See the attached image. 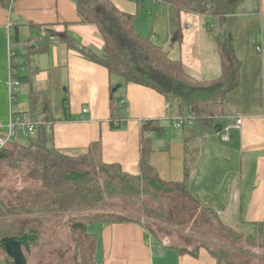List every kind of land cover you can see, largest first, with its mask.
I'll return each instance as SVG.
<instances>
[{"label":"crops","instance_id":"0c3cea01","mask_svg":"<svg viewBox=\"0 0 264 264\" xmlns=\"http://www.w3.org/2000/svg\"><path fill=\"white\" fill-rule=\"evenodd\" d=\"M113 3L135 19L136 16L143 18L133 0H113ZM155 5L150 31L154 43L168 51L172 59H180L194 78L217 79L214 76L220 73L208 71L210 65L218 68L221 64L216 44L214 42V47L210 48L207 41H203L205 31L213 35L214 40L216 29L212 20L179 13L168 5ZM77 6V0L0 1V80L9 77L11 67L15 71L14 78L19 81L23 77L14 99L0 83L1 133L8 132L12 116L31 122L46 116L52 127L42 129L50 132L58 151L85 154L93 142L101 141L105 163L118 164L125 173L138 176L143 126L147 121H160L165 134L155 136L151 154V164L160 179L169 184L186 182L187 192L198 203L227 226L225 219H234L240 234H244V227H249L255 231V238L257 225L263 226L264 231V0H259L256 12L231 15L225 20L224 28L233 34L235 52L241 61L240 84L227 95L217 129L211 133L203 129L188 148L183 129L175 135L166 128L168 122L172 125L171 119L181 116L175 105L151 88L136 84L123 86L118 77L109 75L107 68L65 47L66 33L81 46L93 50L95 55H104L97 29L81 23ZM149 14L153 17L152 11ZM137 25L136 32L147 36ZM179 31L182 40L175 43L173 36ZM197 38L200 43L196 48ZM209 49H213V58L207 56ZM117 85L121 88L116 97L127 104L128 120L122 129L112 130L110 98ZM22 86H28L27 92L19 93ZM37 88L42 89L39 92L43 94L37 96ZM38 97L47 106L45 113L33 106V99ZM84 108L89 109L85 115L82 114ZM240 118L242 124L237 128ZM226 130L228 142L223 139ZM39 132L21 147L36 141ZM64 218L57 222L64 224ZM50 222L32 224L37 239L43 229L50 226L44 224ZM88 232L98 236L97 264H217L208 244L200 245L197 250L173 246L167 243V237L153 238L140 222L91 223ZM14 233L13 230L11 234ZM34 245L32 243L31 248ZM2 249L0 244V264L5 261L1 255H6ZM6 257L5 262L13 264Z\"/></svg>","mask_w":264,"mask_h":264},{"label":"trees","instance_id":"16d2710c","mask_svg":"<svg viewBox=\"0 0 264 264\" xmlns=\"http://www.w3.org/2000/svg\"><path fill=\"white\" fill-rule=\"evenodd\" d=\"M0 1L11 3L12 0ZM133 1L139 10L144 8L145 0ZM152 1L171 6L179 13L212 20L211 24L216 29L214 41L221 60L217 79L201 81L194 78L180 59H172L168 51L154 43L152 32L147 36L137 33L135 16L120 11L113 0H77L81 23L94 26L103 41L102 57L81 46L66 33L63 43L69 50H77L88 60L107 68L109 75L118 77L123 86L136 84L151 88L175 105L181 117L193 118L192 125L182 131L188 148L203 129L210 133L215 130L223 114L227 95L240 84L241 61L235 52L233 34L224 28L225 20L231 15L256 12L259 0ZM181 40L179 31L174 34L173 42ZM19 81H23V77ZM116 96L117 93L111 91L112 130L122 129L128 120L127 104ZM160 123L151 120L143 126L138 176L125 173L118 164L105 163L101 141L93 142L85 154H65L56 149L52 135L44 129L39 132L36 141L9 150L7 158L0 160V174L13 171L19 177L15 186L6 187L2 185L0 175V218L10 220L9 225L18 229L17 233L9 236L28 234L31 244H36L37 234H34L32 224L67 216L72 239L76 243V264H97L95 252L98 236L88 232V224L138 222L125 216L122 210H116L117 204L114 203L115 198L133 197V193H136L138 196L145 194L158 206L167 198L183 197L194 205L196 211L199 209L203 213V220L195 223L194 228L216 220L223 231L244 238L218 219L215 213L198 203L187 192L186 182L169 184L160 179L151 164L153 141L165 134V127ZM160 211L157 215L150 213H154L153 218H156L162 213ZM257 227L253 241L264 244L263 226ZM146 228L155 239L160 238L158 235L163 232V229L156 231L152 225ZM217 264L222 263L217 261Z\"/></svg>","mask_w":264,"mask_h":264},{"label":"rangeland","instance_id":"374dc122","mask_svg":"<svg viewBox=\"0 0 264 264\" xmlns=\"http://www.w3.org/2000/svg\"><path fill=\"white\" fill-rule=\"evenodd\" d=\"M155 6L154 1L145 0L144 8L139 11L143 18H137L136 16L134 25L138 23L137 26L142 27L145 35H148L152 30V24L155 19ZM149 11L153 12V17L150 16ZM138 30L141 31L140 28H138ZM212 36L213 35H210L209 32L205 31L206 38L203 37V41H207L210 48L214 47L213 43L215 42ZM195 42H197V48L200 39H195ZM176 53L177 51H175V53L173 52L172 56L174 57ZM207 56L213 58V49L207 51ZM208 71L209 73H214L215 71L220 73V67L218 66V68H216L210 65ZM219 76V74H216L214 77L218 78ZM200 80L204 81V79ZM37 89V96L43 94V92H39L42 91V89ZM21 90L27 92L28 86H22L19 93ZM43 101L44 100L40 97L36 100L33 99V106H35L37 111L42 110L45 113L47 106ZM166 128L175 133V135L180 134V131L174 129L169 122ZM10 148H14V144H12ZM0 175L1 183L6 187H13L19 182V177L13 171H5ZM2 196H4V194ZM138 197L140 198L138 199ZM114 203L117 204L116 210H122L125 216L137 219L138 222L144 225L146 224V226L152 225L155 227L156 231L163 229V232H161L162 234L158 235V237H167L165 239L170 245H179L191 250H197L200 245L208 244L209 248L216 253L213 258L222 264L223 261L224 264L228 262L231 264H264V244L260 241H253L255 232L253 229L244 227V238H242L238 234L236 235L235 233L223 231L216 220H211V222L206 225L194 228L195 223H199L203 220V213L199 209L196 211L194 205L183 197L167 198L162 201L161 206H158L145 194L138 196V194L133 193V197L120 196L115 198ZM159 211L163 214L160 213L156 218H153L154 213L157 215ZM58 219L60 220L61 218L51 219L50 223L44 224H50V226L43 229L44 231L38 236V242L32 247L31 254L27 255L29 264H76V243L72 239L68 217L66 216L64 218L65 223L62 225L57 222ZM225 221L232 227L234 232H241L240 229L235 227L234 219H225ZM10 222V220L4 218L0 220V225L2 226L0 227L1 239H5L6 236L13 233V230L16 233L18 232L17 227H10ZM52 222L57 223L54 224ZM55 226H58V230L54 231ZM64 226L65 230L63 229ZM4 257L5 261H7L6 255H1V259H4ZM5 261L1 264H8Z\"/></svg>","mask_w":264,"mask_h":264},{"label":"built area","instance_id":"2783aa9c","mask_svg":"<svg viewBox=\"0 0 264 264\" xmlns=\"http://www.w3.org/2000/svg\"><path fill=\"white\" fill-rule=\"evenodd\" d=\"M260 49L261 48L258 47V50ZM14 72V69L11 67L9 77L4 81L0 80V83L2 82L9 90V93L13 97V99L15 97L17 88L20 86V82L13 76ZM88 111V108H84L82 114L85 115L88 113ZM171 122L174 129L181 130L187 126H191L193 119L179 116L177 118L171 119ZM241 124L242 120L240 118L237 120V128H239ZM42 127H52V122H49L46 116H43L38 121L34 122L28 121L23 117L12 116L8 124V132L4 135L1 133L2 125L0 124V154L9 150V147H11L12 144H14V148L23 145L26 140L29 141L35 134H37L42 129ZM223 139L225 140V142L229 141L228 130H226Z\"/></svg>","mask_w":264,"mask_h":264},{"label":"water","instance_id":"95a60500","mask_svg":"<svg viewBox=\"0 0 264 264\" xmlns=\"http://www.w3.org/2000/svg\"><path fill=\"white\" fill-rule=\"evenodd\" d=\"M121 88L117 85L112 91L116 93ZM219 132L222 131V127H218ZM217 129V127H216ZM7 153L0 154V160L6 159ZM1 246L6 252V255L12 260L13 264H29L27 255L31 254V237L28 234L22 236H7L5 239H1Z\"/></svg>","mask_w":264,"mask_h":264},{"label":"bare ground","instance_id":"6f19581e","mask_svg":"<svg viewBox=\"0 0 264 264\" xmlns=\"http://www.w3.org/2000/svg\"><path fill=\"white\" fill-rule=\"evenodd\" d=\"M55 27H56V26H55ZM62 29L64 30V28H62ZM168 107H169V106H168ZM168 107H167V108H168ZM175 118H176V117H175ZM192 119H193V118H192ZM169 120H170V119H169ZM172 125H173V124H172ZM187 127H188V126H187Z\"/></svg>","mask_w":264,"mask_h":264},{"label":"clouds","instance_id":"9594fccd","mask_svg":"<svg viewBox=\"0 0 264 264\" xmlns=\"http://www.w3.org/2000/svg\"><path fill=\"white\" fill-rule=\"evenodd\" d=\"M211 28H212V26H211V27H209L210 31H211Z\"/></svg>","mask_w":264,"mask_h":264}]
</instances>
